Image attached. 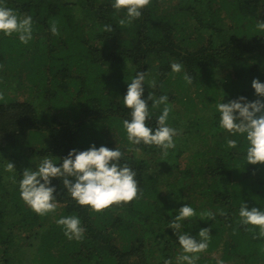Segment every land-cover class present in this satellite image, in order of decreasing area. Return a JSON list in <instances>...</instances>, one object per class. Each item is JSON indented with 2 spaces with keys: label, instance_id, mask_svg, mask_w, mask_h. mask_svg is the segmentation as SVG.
I'll return each mask as SVG.
<instances>
[{
  "label": "trees",
  "instance_id": "1",
  "mask_svg": "<svg viewBox=\"0 0 264 264\" xmlns=\"http://www.w3.org/2000/svg\"><path fill=\"white\" fill-rule=\"evenodd\" d=\"M4 5L34 23L28 44L16 34L0 36V264H177L182 249L169 222L184 204L197 215L181 232L195 237L200 227L210 228L197 264H264L259 227L241 224L238 215L243 201L264 207V163H246L243 136L221 129L215 109L224 96L257 98L252 80L264 82V31L256 23L264 20V0H150L123 25L125 13L111 0ZM105 24L112 30H102ZM173 61L183 64L191 84L170 71ZM136 70L156 81V89L145 82V97L169 96L168 123L177 131L167 155L127 141L122 121L130 110L122 96ZM151 110L147 123L155 127L160 109ZM93 143L119 145L137 173V199L92 211L57 178L54 212L38 215L22 200L26 167ZM8 160L18 171L5 170ZM204 211L214 215L201 218ZM66 215L80 217L82 239H68L56 223Z\"/></svg>",
  "mask_w": 264,
  "mask_h": 264
},
{
  "label": "clouds",
  "instance_id": "2",
  "mask_svg": "<svg viewBox=\"0 0 264 264\" xmlns=\"http://www.w3.org/2000/svg\"><path fill=\"white\" fill-rule=\"evenodd\" d=\"M150 0H111V6L117 12L123 11L125 16L120 24L132 22L142 15V10ZM33 17L20 15L14 9L6 7L4 0H0V36L10 37L16 34L19 41L28 44L33 39ZM258 31H264V20L256 23ZM102 30L111 31L109 24L102 25ZM52 34L57 35L59 30L56 22L50 25ZM180 62L170 63L172 73H182L186 83L191 84L192 76L183 70ZM127 82V91L122 96L123 106L129 109L130 119H124L122 126L126 131L127 141L133 145H156L167 155L169 149L176 147V129L168 121L172 111L167 94L158 95L149 92L144 96L145 82L156 89V81L147 80V72L135 71ZM252 87L257 98L249 100L246 96H239L225 102L215 101V109L219 113V127L233 136H243L245 140L246 163H264V82L259 78L252 80ZM152 103L149 104L148 101ZM151 109H160L156 116V126L147 123L153 116ZM227 145L236 147V139H227ZM58 157V156H57ZM8 172L18 171L13 162L4 166ZM136 171L125 159V153L119 145L109 148L95 143L87 149H70L63 158L56 161L45 156L35 168L26 167L19 180V191L22 200L38 215L44 216L54 212L57 208L56 185L53 179L62 182L66 193L81 206H88L92 211H100L113 203L131 202L139 197ZM15 180V177H13ZM221 214L223 210H220ZM197 215L190 204H184L176 210V214L169 222L178 234L182 254L177 257V264H197L199 254L205 251L209 242V227H200L194 237L188 231L181 232L183 222ZM201 218L213 216L210 211L200 212ZM240 223L259 227V236L264 237V207L249 208L243 201L239 207ZM56 223L61 225L68 239H82L84 227L77 215L60 216ZM164 264H171L166 259Z\"/></svg>",
  "mask_w": 264,
  "mask_h": 264
},
{
  "label": "rangeland",
  "instance_id": "3",
  "mask_svg": "<svg viewBox=\"0 0 264 264\" xmlns=\"http://www.w3.org/2000/svg\"><path fill=\"white\" fill-rule=\"evenodd\" d=\"M177 98H179V95H176Z\"/></svg>",
  "mask_w": 264,
  "mask_h": 264
}]
</instances>
